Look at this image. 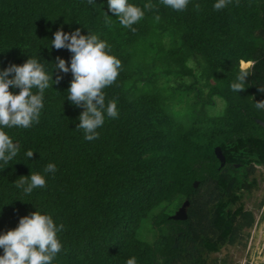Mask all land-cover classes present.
Wrapping results in <instances>:
<instances>
[{
    "label": "trees",
    "instance_id": "16d2710c",
    "mask_svg": "<svg viewBox=\"0 0 264 264\" xmlns=\"http://www.w3.org/2000/svg\"><path fill=\"white\" fill-rule=\"evenodd\" d=\"M130 2L153 5L135 32L107 12L106 0H0V69L37 58L54 81L38 123L5 129L20 151L0 168V233L38 210L65 226L53 264H125L132 256L138 264H208L255 223L242 198L264 169V110L254 107L264 100V0H232L221 11L216 0H190L181 12L159 0ZM58 28L89 30L121 61L104 90L119 116L106 118L93 141L76 129L84 109L64 101L72 75L55 64L71 53L50 47ZM241 59L254 63L235 93ZM213 98L223 104L219 116L208 114ZM48 163L57 172L44 188L25 195L16 187ZM185 201L186 220H171ZM145 224L150 240L138 235Z\"/></svg>",
    "mask_w": 264,
    "mask_h": 264
},
{
    "label": "clouds",
    "instance_id": "9594fccd",
    "mask_svg": "<svg viewBox=\"0 0 264 264\" xmlns=\"http://www.w3.org/2000/svg\"><path fill=\"white\" fill-rule=\"evenodd\" d=\"M166 8L173 11H184L190 0H159ZM95 5V0H87ZM107 12L114 16L122 28L135 32L134 25L145 17V12L153 5L145 3L143 8L130 0H106ZM232 0H216L215 11L225 9ZM106 17H111L103 11ZM158 21L160 17L157 15ZM51 48L66 49L71 53L70 61L57 57L55 68L61 73H71L72 80L66 91L65 100L84 110L78 117L77 130H82L86 141L99 138L97 129L102 127L106 118L116 119L119 116L117 102L106 101L104 90L113 85L121 70V61L110 54V46L96 34L87 30L82 34L81 28L65 32L58 28L53 33ZM254 61L241 59L238 74L230 84V89L239 93L244 91L250 69ZM58 76L55 83H59ZM52 74L45 69L40 59L29 58L23 65L12 64L0 69V168L17 157L20 147L14 142L5 129H28L38 123L44 109V94L53 87ZM18 89V93L10 91ZM35 90V91H33ZM258 91L264 94V88ZM257 110H264V100L254 103ZM34 152L27 150L24 155L30 160ZM259 167V165H257ZM57 166L48 163L43 174L31 173L15 182L16 187L30 195L35 189L46 186V176L54 175ZM254 226V225H253ZM63 224L54 222L52 215L41 211L31 212L21 217L18 226L6 233H0V264H53L57 255L63 250L60 234ZM125 264H138L135 256L129 257Z\"/></svg>",
    "mask_w": 264,
    "mask_h": 264
},
{
    "label": "rangeland",
    "instance_id": "374dc122",
    "mask_svg": "<svg viewBox=\"0 0 264 264\" xmlns=\"http://www.w3.org/2000/svg\"><path fill=\"white\" fill-rule=\"evenodd\" d=\"M212 101L213 105L207 109L208 114L219 116L223 104L216 98ZM254 178L256 187L249 193H244L242 198L244 209L250 211L255 218L254 226L243 230L241 238L232 245H226L218 253L209 255L208 264H264V255L257 254L264 242V169H256ZM148 232L149 226L145 224L138 232L139 238L150 240L152 235Z\"/></svg>",
    "mask_w": 264,
    "mask_h": 264
},
{
    "label": "water",
    "instance_id": "95a60500",
    "mask_svg": "<svg viewBox=\"0 0 264 264\" xmlns=\"http://www.w3.org/2000/svg\"><path fill=\"white\" fill-rule=\"evenodd\" d=\"M257 123H259L260 125H262L264 127V124H261V122L257 121ZM214 155H215L216 159L219 161L220 167H222L225 163V160H224V157H223V155H222V153L218 147H216L214 149ZM193 185L196 188L197 182H194ZM188 204L189 203L187 201H185L181 205V207L172 216H170V219L173 221H184V220H186V218H187L186 209L188 207ZM175 247H176V245H173V248H175Z\"/></svg>",
    "mask_w": 264,
    "mask_h": 264
},
{
    "label": "bare ground",
    "instance_id": "6f19581e",
    "mask_svg": "<svg viewBox=\"0 0 264 264\" xmlns=\"http://www.w3.org/2000/svg\"><path fill=\"white\" fill-rule=\"evenodd\" d=\"M262 240V239H261ZM260 246V245H259ZM253 251V250H252ZM258 255H264V242L262 243L261 247L259 248V251L257 253ZM260 255V256H261ZM252 257V256H251ZM259 259V258H258ZM263 260V259H262Z\"/></svg>",
    "mask_w": 264,
    "mask_h": 264
}]
</instances>
